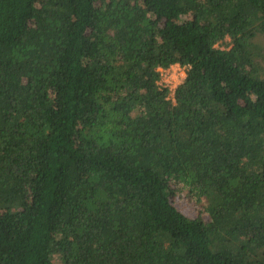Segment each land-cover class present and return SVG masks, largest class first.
I'll return each mask as SVG.
<instances>
[{
  "label": "trees",
  "instance_id": "obj_1",
  "mask_svg": "<svg viewBox=\"0 0 264 264\" xmlns=\"http://www.w3.org/2000/svg\"><path fill=\"white\" fill-rule=\"evenodd\" d=\"M260 38L264 0H0V264H264Z\"/></svg>",
  "mask_w": 264,
  "mask_h": 264
},
{
  "label": "built area",
  "instance_id": "obj_2",
  "mask_svg": "<svg viewBox=\"0 0 264 264\" xmlns=\"http://www.w3.org/2000/svg\"><path fill=\"white\" fill-rule=\"evenodd\" d=\"M187 68L183 67L179 64L174 65L166 70H160L161 72V86L169 89L170 95L169 99L174 101L175 90L176 88L182 84V82L186 78Z\"/></svg>",
  "mask_w": 264,
  "mask_h": 264
},
{
  "label": "rangeland",
  "instance_id": "obj_3",
  "mask_svg": "<svg viewBox=\"0 0 264 264\" xmlns=\"http://www.w3.org/2000/svg\"><path fill=\"white\" fill-rule=\"evenodd\" d=\"M259 42H260V44H261L262 46H264V38H260ZM179 205H180V204H179ZM181 205H182V204H181ZM185 211H186V213H187V211H188L187 214H191V212H190L188 209H185ZM192 213H193V211H192Z\"/></svg>",
  "mask_w": 264,
  "mask_h": 264
}]
</instances>
